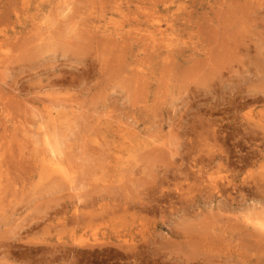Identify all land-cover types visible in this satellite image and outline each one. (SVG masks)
<instances>
[{
  "label": "rangeland",
  "instance_id": "374dc122",
  "mask_svg": "<svg viewBox=\"0 0 264 264\" xmlns=\"http://www.w3.org/2000/svg\"><path fill=\"white\" fill-rule=\"evenodd\" d=\"M263 91L264 0H0V264H264Z\"/></svg>",
  "mask_w": 264,
  "mask_h": 264
},
{
  "label": "bare ground",
  "instance_id": "6f19581e",
  "mask_svg": "<svg viewBox=\"0 0 264 264\" xmlns=\"http://www.w3.org/2000/svg\"><path fill=\"white\" fill-rule=\"evenodd\" d=\"M66 7V6H65ZM93 23V22H92ZM74 24V23H73ZM69 26V25H68ZM93 26V25H92ZM160 30V29H159ZM170 31V30H169ZM94 32V31H93ZM90 35V34H89ZM93 36V35H92ZM59 37H61V36H59ZM63 37V36H62ZM65 37V36H64ZM154 37V36H153ZM62 39V38H61ZM101 39V38H100ZM99 39V40H100ZM104 42V41H103ZM99 45V44H98ZM166 54V53H165ZM173 58V57H172ZM152 62V61H151ZM157 66V65H156ZM143 81V80H142ZM144 82V81H143ZM264 92V91H263ZM257 93V92H256ZM255 97V96H254ZM259 97V96H258ZM248 99H250V98H248ZM251 100V99H250ZM249 103H250V101H249ZM261 104V103H260ZM264 104V103H263ZM64 105V104H63ZM238 105V104H237ZM249 105V104H248ZM69 117V116H68ZM40 123V122H39ZM54 125V124H53ZM55 129V128H54ZM215 130V129H214ZM245 130H246V128H245ZM48 134V133H47ZM46 135V134H45ZM57 137V136H56ZM45 146V145H44ZM49 152V151H48ZM51 154V153H50ZM55 157V156H54ZM136 161V160H135ZM134 164V163H133ZM65 175V174H64ZM191 176V175H190ZM65 177V176H64ZM196 177V176H195ZM216 184V183H215ZM213 185V184H212ZM233 185V184H232ZM220 186V185H219ZM206 187V186H205ZM211 187V186H210ZM205 189V188H204ZM233 189V188H232ZM214 190V189H213ZM214 194V193H213ZM238 225V224H237ZM254 226V225H253ZM239 230V229H238ZM215 232V231H214ZM226 232V231H225ZM227 233V232H226ZM224 235V234H223ZM260 235V234H259ZM260 240H262V239H260ZM132 252V251H131ZM7 256V255H6ZM10 257V256H9ZM186 264V263H185ZM199 264V263H198Z\"/></svg>",
  "mask_w": 264,
  "mask_h": 264
}]
</instances>
